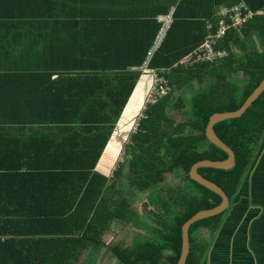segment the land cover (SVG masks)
<instances>
[{"label": "trees", "instance_id": "1", "mask_svg": "<svg viewBox=\"0 0 264 264\" xmlns=\"http://www.w3.org/2000/svg\"><path fill=\"white\" fill-rule=\"evenodd\" d=\"M239 2L253 11L264 9V0H168L157 5L151 17L143 18L153 28L141 43V53L113 49L52 55L42 60V71L34 54H0V79L54 76L77 82L69 87L74 98L24 102L31 111L42 110L53 116L52 122L73 129L64 138L73 140L64 151L73 162L39 167L37 173L0 170V264H97L104 235L113 226L148 223L132 207L140 196L154 225L131 244H107V252L119 264H176L182 223L221 201L218 193L193 180L189 170L200 159L227 157L207 139L205 127L213 112L239 108L264 77V15L252 14L241 25L226 28L213 44L222 55L191 65L178 61L217 30L221 8ZM38 4L0 0V30L18 28L19 19L44 14ZM73 9L81 18L73 20L82 25L79 29L110 37L122 29L121 14L106 5L97 7L94 0ZM158 11L171 12V22L147 66L166 80L168 89L143 108L145 97L132 105L141 115L122 144V159L105 176L95 164L117 126L113 148L109 144L114 154L121 148L120 135L124 139L132 126V118L123 122L125 116L116 123L142 73L133 66L143 65L160 28ZM225 19L230 21L228 15ZM7 60L12 64L6 65ZM53 61L70 71L54 74ZM67 109L73 114L64 116ZM213 128L234 151L235 164L197 170L223 189L229 204L189 226L184 264H264V90L240 116L220 120ZM168 175L179 183L168 184Z\"/></svg>", "mask_w": 264, "mask_h": 264}, {"label": "crops", "instance_id": "2", "mask_svg": "<svg viewBox=\"0 0 264 264\" xmlns=\"http://www.w3.org/2000/svg\"><path fill=\"white\" fill-rule=\"evenodd\" d=\"M37 1L44 14L19 19L18 28L12 26L8 27L9 30L7 28L0 30V54H34V58L40 66L38 70L41 69L42 71V60H50L52 55L106 52L113 49L122 54L141 53L145 36L149 37L153 28L152 24L148 27V22L143 18L151 17L150 14L157 10L156 6L166 4L168 0H94L97 7L106 5V7H110L109 10L112 13L121 14L118 19L122 29L118 31L115 37L79 29L82 28V25L73 22V20L81 19L80 16L73 14V8L76 7V10H78L79 6L90 5L91 0ZM164 14L166 13L158 11L157 20L159 21V17ZM8 58L11 59V57ZM68 63L69 60L61 62V64ZM5 64L12 63L7 60ZM51 64H56V62L53 61ZM140 67V65L133 66V68ZM50 68H53L52 71L57 74V71L68 70L67 68L70 67L57 65ZM149 83L148 76L140 75L120 114L117 125L120 124L124 116V123L128 122V118L134 119L133 117H136L139 110L136 111L135 107L132 108V105L140 101L139 98L145 96ZM76 84L77 82L69 77L54 76L51 78H23L16 81L0 79L1 171L37 173L40 171L39 167L73 162L64 156V151L73 144V140H64V138L69 137L73 133V129L65 126L66 123L52 122L50 119L53 116L49 113H44L38 109L31 111L28 108V103L24 102L27 100L35 101L34 98L36 100L42 98L53 101L67 100L69 87ZM69 97L74 98V96ZM13 99L24 101L12 105L11 101ZM144 104L145 101L142 108ZM68 109L64 111V116L73 114ZM57 116L60 117L61 115ZM112 138L113 133L105 143L95 164V170L105 176L112 174L116 155H118L116 151L114 154L111 149L113 148ZM76 141L81 144L80 140ZM110 143L111 148H109ZM153 225L154 223H151V227ZM119 226H113L115 228L112 227L104 235V244L99 250L97 264H119L117 258L107 252V244L113 241L122 242L126 245L133 243V241H129L130 239L127 236L131 237L133 235L134 238L135 232L139 230L137 227L142 225L130 222L129 225L125 226V229ZM141 232L143 234L145 230ZM122 239L126 241H122Z\"/></svg>", "mask_w": 264, "mask_h": 264}, {"label": "water", "instance_id": "3", "mask_svg": "<svg viewBox=\"0 0 264 264\" xmlns=\"http://www.w3.org/2000/svg\"><path fill=\"white\" fill-rule=\"evenodd\" d=\"M264 90V77L260 80L257 86L251 91V93L245 98L242 105L230 111H216L213 112L207 121L205 127V135L207 139L212 142L213 144L219 146L223 150L227 152V157L222 160H212V159H200L194 162L189 170V176L200 183L201 185L211 189L212 191L218 193L221 196V201L217 205L206 208L200 209L195 212L192 216L187 218L181 225V251L178 257L176 264H184L186 256L189 252V236H188V228L189 226L197 221L198 219H202L208 216H212L217 214L228 207L229 198L223 189L217 185L215 182L207 179L206 177L202 176L197 168L200 166H210V167H217V168H229L235 164V154L234 151L228 146L224 141H222L219 136L214 131L213 125L214 123L224 120L227 118L238 117L240 116L245 109L251 104V102Z\"/></svg>", "mask_w": 264, "mask_h": 264}, {"label": "built area", "instance_id": "4", "mask_svg": "<svg viewBox=\"0 0 264 264\" xmlns=\"http://www.w3.org/2000/svg\"><path fill=\"white\" fill-rule=\"evenodd\" d=\"M255 13H261L264 15V9L253 11L248 9L242 2L234 4L229 8H221L219 11L221 18L218 21L217 30L214 33L209 34L208 37L198 47L193 49L190 53L184 55L178 61L179 64L191 65L192 63L198 62L200 60H211L219 55H222L223 52L213 49V44L216 39L226 30V28L230 26L236 27L241 25L248 17ZM226 15L229 16V22H227L225 19ZM159 19L161 22L160 28L146 53V60L141 66V76H148L150 79V83L144 96L145 103L153 102L158 96L163 95L168 89L166 80L162 76H158L154 69H150L147 66L150 57L162 43V40L171 22V12L161 15Z\"/></svg>", "mask_w": 264, "mask_h": 264}, {"label": "rangeland", "instance_id": "5", "mask_svg": "<svg viewBox=\"0 0 264 264\" xmlns=\"http://www.w3.org/2000/svg\"><path fill=\"white\" fill-rule=\"evenodd\" d=\"M198 85H199V83H195L196 87ZM143 101H144V99H143ZM140 115H141V112L138 111V113L136 114V117H133L134 119H132V121H133L132 122V126L127 131L126 137L124 139H122V135H120L121 136V141H120L121 144H124V142L127 140V137L129 136L130 132L135 129L137 118ZM180 117H181V115L178 114L177 118L181 119ZM119 130H120V127L117 126V128L114 130L115 132H113V134L115 135L116 131H119ZM122 155H123V146L120 148L118 155H116L115 164L122 159ZM171 177H172L171 175L170 176L168 175L167 178H166L168 184L172 185V184H175V183H179V181H177L176 179L171 178ZM141 197L142 196H140V198H138L136 201L133 202L132 207H134L136 210H138L141 213L142 218L145 219L148 223L137 227V229H139V230H137L138 232L137 231L135 232V237H134L137 240L141 239V237L144 235V234H142L141 231L142 230H146V229H151V223H153V221L151 219L152 217H150V214L148 213V210H145V208H144V204H143L144 200L142 202V199H144V198H141ZM127 224L129 225V222ZM123 228L125 229L126 227L124 226ZM127 238L130 239V241H131L133 239V235L131 237L127 236Z\"/></svg>", "mask_w": 264, "mask_h": 264}, {"label": "bare ground", "instance_id": "6", "mask_svg": "<svg viewBox=\"0 0 264 264\" xmlns=\"http://www.w3.org/2000/svg\"><path fill=\"white\" fill-rule=\"evenodd\" d=\"M166 36V35H165Z\"/></svg>", "mask_w": 264, "mask_h": 264}]
</instances>
